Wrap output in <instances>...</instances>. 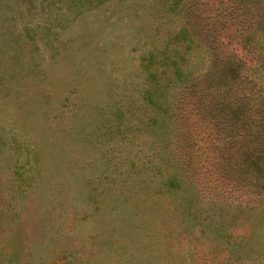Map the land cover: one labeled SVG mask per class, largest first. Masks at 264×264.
I'll return each mask as SVG.
<instances>
[{
    "label": "rangeland",
    "instance_id": "rangeland-1",
    "mask_svg": "<svg viewBox=\"0 0 264 264\" xmlns=\"http://www.w3.org/2000/svg\"><path fill=\"white\" fill-rule=\"evenodd\" d=\"M179 21L158 0H0V264H230L198 227L167 226L186 194L162 184L174 158L146 125V53Z\"/></svg>",
    "mask_w": 264,
    "mask_h": 264
},
{
    "label": "trees",
    "instance_id": "trees-1",
    "mask_svg": "<svg viewBox=\"0 0 264 264\" xmlns=\"http://www.w3.org/2000/svg\"><path fill=\"white\" fill-rule=\"evenodd\" d=\"M158 2L180 18L162 45L146 53V125L151 133L166 127L165 145L174 158L162 184L186 194L171 196L167 226H196L210 237L213 255L245 264L264 250L263 217L248 219L264 208L251 201L264 190V0ZM192 53L198 69L187 65ZM159 160L152 155L147 165L153 175ZM198 206L209 220H201ZM239 215L246 223L236 222ZM241 226L247 231L238 235L235 228ZM159 230L160 236L168 234Z\"/></svg>",
    "mask_w": 264,
    "mask_h": 264
}]
</instances>
